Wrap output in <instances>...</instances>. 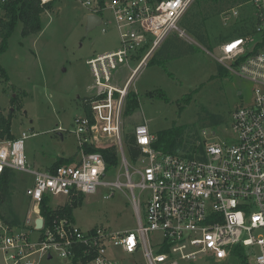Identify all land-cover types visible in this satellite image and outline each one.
<instances>
[{
    "label": "built area",
    "instance_id": "obj_1",
    "mask_svg": "<svg viewBox=\"0 0 264 264\" xmlns=\"http://www.w3.org/2000/svg\"><path fill=\"white\" fill-rule=\"evenodd\" d=\"M193 1L85 0L89 15L118 30L119 47L86 61L99 93L85 102L91 117L84 113L76 118L73 132L81 148L92 143L91 133L114 138L117 178L104 181L110 172L97 153L82 152L73 165L32 170L24 156L26 133L13 140L0 139V181L10 170L34 177L33 186L26 190L29 211L22 223L13 226L0 218V253L6 264H34L32 256L48 259L52 251L67 264H123L120 254L138 252L143 264H180L201 255L221 262L230 259L235 246L244 249L247 259L246 250L257 247L258 254H250V260L264 264V0H247L240 11L232 8L223 18L236 21L243 36L221 38L216 60L252 86L251 102L232 114L231 142H205L202 151L190 157L167 154L152 147L154 137L147 125L139 124L131 134L139 153L132 158L121 136L128 83L114 88L113 73L135 61L130 80L171 33L184 37L178 24ZM250 9L251 16L245 14ZM250 33H260L262 38L253 48ZM123 187L131 194L135 232H113L109 227L82 232L66 217L54 218L45 228L40 216L45 199L55 210L50 206L53 198L62 196L68 201L106 188L110 193L104 198L108 199L114 189ZM38 218L42 219L39 230L35 229ZM34 231L40 233L36 243L31 242ZM150 235L155 236L154 243Z\"/></svg>",
    "mask_w": 264,
    "mask_h": 264
},
{
    "label": "rangeland",
    "instance_id": "obj_2",
    "mask_svg": "<svg viewBox=\"0 0 264 264\" xmlns=\"http://www.w3.org/2000/svg\"><path fill=\"white\" fill-rule=\"evenodd\" d=\"M84 2L60 0L53 11L41 16L42 31L36 35L23 36L22 24L18 21L7 40L6 50L0 54V68L8 79L0 75V117L10 121L12 136L19 138L23 133L28 136L24 140V156L32 170L43 172L58 158H73L74 163L80 160L82 148L73 132L75 119L84 116L85 102L99 93L86 61L119 47V32L112 23L89 29L90 9ZM241 5L238 0H194L191 3L178 24L185 36L171 33L150 58H154V64H147L131 78L124 101L128 93L136 94L138 108L125 115L123 101L121 136L124 143L139 124H146L154 137L173 126L180 127L186 147L178 154L185 157L193 156L198 146H202L197 150L201 152L205 142L233 140L232 114L239 106L251 102L252 86L227 71L216 58L220 56L221 38L243 36L236 21L223 20L230 9L240 11ZM3 13L0 0V17ZM246 13L251 16L252 10ZM249 39L253 48L262 38L260 33H250ZM135 66L133 61L128 67L119 68L113 73V83L123 88ZM89 138L96 146H115L113 137L91 133ZM0 139L6 138L0 136ZM125 155L128 159L126 152ZM117 173H108L104 181H116ZM120 181L123 183L124 179L121 177ZM33 182L34 177L28 173L9 171L6 192L0 203L2 219L22 223L29 211L26 190ZM109 193V189L98 188L95 194L84 195L81 205L73 210L75 225L82 232L97 227H109L113 232L136 231L130 191L124 187L114 189L113 196L105 199ZM66 202L65 197L59 196L50 200V206L57 209ZM39 237V232H32L31 242L36 243ZM150 240L154 243L155 236L150 235ZM246 252L248 264H253L250 254L256 256L258 248ZM120 258L123 264L144 263L140 252L131 256L120 254ZM31 260L34 264H67L54 251L51 259L37 254ZM0 264H6L1 253ZM180 264L238 262L232 259L215 262L201 255Z\"/></svg>",
    "mask_w": 264,
    "mask_h": 264
},
{
    "label": "trees",
    "instance_id": "obj_3",
    "mask_svg": "<svg viewBox=\"0 0 264 264\" xmlns=\"http://www.w3.org/2000/svg\"><path fill=\"white\" fill-rule=\"evenodd\" d=\"M59 1L60 0H50L47 2H42L41 0H1V5L4 13L3 16L0 17V54L6 50L7 40L12 34V31L18 21L22 24L21 33L23 36L26 37L39 34L42 31L41 16L44 13H50L51 11H53ZM212 1L218 2L219 0ZM238 1L243 3L247 0ZM154 62V58H152L148 65L154 64ZM158 65L165 72H167L165 68L162 67L159 63ZM0 75L4 78V80H8L6 73L2 68H0ZM124 102L125 115L132 114L138 108V97L136 94L128 93V96L126 97ZM84 113L86 116L91 117L88 104L84 105ZM181 130L182 129L180 127L173 126L168 130L157 133L154 137L152 147L155 150H159L167 154H177L179 150H184L186 146L182 142L183 139L181 137ZM0 136L1 138L5 136V138L9 140L14 139V137L10 134V121L3 120L1 117ZM126 142L127 149L131 154V157L135 158L138 155L139 150L135 146L133 136L129 135ZM201 147L202 146L195 147V151L201 150ZM82 152L85 155L93 153L99 154L105 162L106 172H112L118 166L117 151L115 146L95 147L91 144H84L82 146ZM73 164V158H58L50 166V169L53 170L60 166ZM8 173L9 171H6L0 181V203L3 201L6 192ZM82 200L83 196H73L70 200L67 201V203L64 204L63 207L53 210L47 206L48 202L45 199L40 209V216L44 219L45 228L47 226H50L52 220L56 217H66L70 222L74 223L73 210L81 205ZM0 218L2 219L1 215ZM2 220L13 226L19 225L17 221L8 222L4 219ZM230 259L236 260L238 264H248L245 251L242 247L239 246H235L231 249Z\"/></svg>",
    "mask_w": 264,
    "mask_h": 264
},
{
    "label": "water",
    "instance_id": "obj_4",
    "mask_svg": "<svg viewBox=\"0 0 264 264\" xmlns=\"http://www.w3.org/2000/svg\"><path fill=\"white\" fill-rule=\"evenodd\" d=\"M87 22L90 29L96 27L100 23V19L96 15H88ZM41 228H42V219L38 218L35 221V229L39 230Z\"/></svg>",
    "mask_w": 264,
    "mask_h": 264
},
{
    "label": "crops",
    "instance_id": "obj_5",
    "mask_svg": "<svg viewBox=\"0 0 264 264\" xmlns=\"http://www.w3.org/2000/svg\"><path fill=\"white\" fill-rule=\"evenodd\" d=\"M48 1H50V0H48ZM168 38V37H167ZM166 38V39H167ZM164 44V42L161 44V46ZM161 46L159 47V48H161ZM115 81V79L113 80V82ZM130 81H131V79L129 80V79H127V81L125 82V84L126 83H128V86H127V88L130 90V85H129V83H130ZM111 83V85L114 87V88H116V89H120V88H118L117 86H116V84H114V83ZM96 95V94H95ZM94 96H92L91 98H93ZM87 98H90V97H87ZM90 98V99H91ZM146 125V124H145ZM152 135V134H151ZM153 136V135H152ZM14 137V136H13ZM154 137V136H153ZM15 138V137H14ZM91 145H94L93 143H90ZM95 147H102L103 145H101V146H96V145H94ZM82 150V149H81ZM75 164V163H74ZM75 223V222H74ZM48 259H51V257L50 258H48Z\"/></svg>",
    "mask_w": 264,
    "mask_h": 264
},
{
    "label": "bare ground",
    "instance_id": "obj_6",
    "mask_svg": "<svg viewBox=\"0 0 264 264\" xmlns=\"http://www.w3.org/2000/svg\"><path fill=\"white\" fill-rule=\"evenodd\" d=\"M44 2H47L48 0H43Z\"/></svg>",
    "mask_w": 264,
    "mask_h": 264
}]
</instances>
